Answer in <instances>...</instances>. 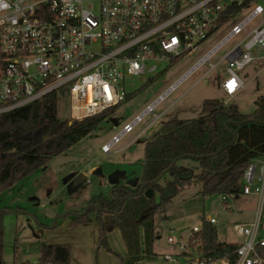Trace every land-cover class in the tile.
<instances>
[{
	"label": "built area",
	"instance_id": "obj_1",
	"mask_svg": "<svg viewBox=\"0 0 264 264\" xmlns=\"http://www.w3.org/2000/svg\"><path fill=\"white\" fill-rule=\"evenodd\" d=\"M253 1L0 0V115L51 94L68 98L70 122L102 115L127 99V78L158 74L163 70L159 63L168 69L195 53L221 27L239 20L101 151L110 154L147 117L151 120L137 137L150 132L171 107L161 113H155L156 108L203 65L208 71L201 79L214 71L217 65L210 63L211 57L240 37L222 59L226 78L221 88L227 97L223 103L229 105L245 86L239 72L255 60L253 50L264 51V9ZM257 17L259 21L249 28ZM240 194L254 197L256 207L251 222L232 225L235 241L217 239L226 248L233 247L231 251L207 257L202 227L217 224L216 217H208L201 227L190 229L185 239L181 235L177 239L170 230L166 242L176 252L163 255V260L172 264H264V156L244 171ZM222 200L226 201L224 196ZM21 264L52 263L38 258Z\"/></svg>",
	"mask_w": 264,
	"mask_h": 264
},
{
	"label": "rangeland",
	"instance_id": "obj_2",
	"mask_svg": "<svg viewBox=\"0 0 264 264\" xmlns=\"http://www.w3.org/2000/svg\"><path fill=\"white\" fill-rule=\"evenodd\" d=\"M253 5H260L264 9V0H254ZM238 21L221 27L195 53L180 58L168 69L165 63H159V69L163 70L158 74L127 78L124 83L126 92L130 93L127 99L105 113L103 120L86 137L0 193V211H10L2 216L3 264L34 262L40 257L42 247L55 245L70 246L69 264H127L125 225L127 221L131 223L132 219L136 221L134 208L139 203V197L128 199V202L134 203V207L129 210L101 215L99 211H92L87 214L90 222L85 224L78 221L79 217L91 208L90 200L95 196L102 195L109 200L113 188L120 186L126 187L129 192L135 191L142 177L144 144L165 122L174 117L180 120L197 119L206 99L227 100L219 87L226 78V64L222 59L239 42L240 37L233 38L211 57L210 63L217 65L214 71L201 79L208 71V66L203 65L156 108L155 113H161L171 107L150 132L137 137L150 122L151 117H147L110 154L102 153L101 147L198 61ZM258 21L259 17L248 27L253 28ZM252 54L255 60L239 72L245 86L229 100V105H236L242 114L252 113L254 101L264 95V59H260L264 57V51L255 48ZM57 119L59 129L71 123L67 97L57 99ZM178 165L196 168V171L198 166L190 158L180 159ZM160 185H163V181ZM224 197L225 202L222 195L204 196L194 184L180 188L171 201L152 216L151 255L144 252L143 226H138L140 259L137 263L172 264L162 258L163 255L176 252L174 246L166 242L169 231L174 230L177 239H180V235L185 239L190 229L201 227L208 217L217 219L215 228L218 240L235 241L231 227L252 221L255 198L241 194ZM153 202H161L158 192L154 193ZM143 219L141 215L139 223ZM101 221L110 225L106 233L109 250L99 244Z\"/></svg>",
	"mask_w": 264,
	"mask_h": 264
},
{
	"label": "trees",
	"instance_id": "obj_3",
	"mask_svg": "<svg viewBox=\"0 0 264 264\" xmlns=\"http://www.w3.org/2000/svg\"><path fill=\"white\" fill-rule=\"evenodd\" d=\"M254 105L252 113L242 114L236 105L206 99L197 119H169L144 144L142 177L135 191L115 187L109 200L102 195L93 197L91 208L78 221L83 224L90 222L87 214L92 211H99L101 215L129 210L134 203L128 202V199L139 197V203L134 208V218L137 219L135 222L132 219L131 223L127 221L125 225L127 264H136L140 259L139 225L143 226L144 252L151 255L152 216L162 210L180 188L194 184L204 196L240 195L244 171L253 160L264 156V95L258 96ZM104 114L81 123L71 122L59 129L57 98L51 94L26 107L0 115V193L73 147L103 120ZM184 156L197 162V171L196 168L178 165ZM162 181L163 185H160ZM142 184L143 193L147 189L159 193V204H154V196L147 199L140 193ZM7 212L10 211H0V264H3L2 216ZM141 215L144 219L139 223ZM109 226V223L100 222L99 244L107 249ZM200 235L207 257H218V253L233 249L218 242L216 229L208 224L203 225ZM70 254L68 245L44 246L40 249L39 260L69 264Z\"/></svg>",
	"mask_w": 264,
	"mask_h": 264
},
{
	"label": "water",
	"instance_id": "obj_4",
	"mask_svg": "<svg viewBox=\"0 0 264 264\" xmlns=\"http://www.w3.org/2000/svg\"><path fill=\"white\" fill-rule=\"evenodd\" d=\"M183 158H185V156ZM143 188H144V184L141 185L140 193H143ZM143 195L145 198L151 199L154 196V193L152 189H147L146 191H144Z\"/></svg>",
	"mask_w": 264,
	"mask_h": 264
},
{
	"label": "crops",
	"instance_id": "obj_5",
	"mask_svg": "<svg viewBox=\"0 0 264 264\" xmlns=\"http://www.w3.org/2000/svg\"><path fill=\"white\" fill-rule=\"evenodd\" d=\"M223 82V81H222ZM222 82L219 84V87L221 88V84H222ZM244 82V81H243ZM245 84V83H244ZM221 90H222V88H221ZM222 93L224 94V92H223V90H222ZM233 98V97H232ZM140 185V184H139Z\"/></svg>",
	"mask_w": 264,
	"mask_h": 264
},
{
	"label": "snow or ice",
	"instance_id": "obj_6",
	"mask_svg": "<svg viewBox=\"0 0 264 264\" xmlns=\"http://www.w3.org/2000/svg\"><path fill=\"white\" fill-rule=\"evenodd\" d=\"M232 87H233V84L230 83L229 84V89L231 90Z\"/></svg>",
	"mask_w": 264,
	"mask_h": 264
},
{
	"label": "flooded vegetation",
	"instance_id": "obj_7",
	"mask_svg": "<svg viewBox=\"0 0 264 264\" xmlns=\"http://www.w3.org/2000/svg\"><path fill=\"white\" fill-rule=\"evenodd\" d=\"M120 187H121V186H120ZM122 187H124V186H122ZM137 187H138V186H137ZM137 187H136V188H137ZM136 188H135V189H136ZM113 189H114V188H113ZM110 195H111V193H110ZM116 199H117V197L114 198V200H116Z\"/></svg>",
	"mask_w": 264,
	"mask_h": 264
}]
</instances>
